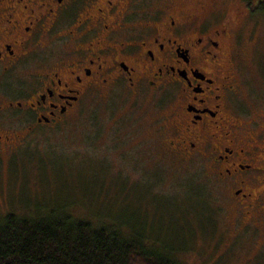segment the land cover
Here are the masks:
<instances>
[{
    "label": "flooded vegetation",
    "instance_id": "af4514ba",
    "mask_svg": "<svg viewBox=\"0 0 264 264\" xmlns=\"http://www.w3.org/2000/svg\"><path fill=\"white\" fill-rule=\"evenodd\" d=\"M221 1L0 0V113L19 107L29 132L55 130L91 89L148 92L168 111L170 151L209 164L242 223L262 226L264 116L244 113ZM19 72L23 100L8 88ZM25 136L0 119V155Z\"/></svg>",
    "mask_w": 264,
    "mask_h": 264
},
{
    "label": "rangeland",
    "instance_id": "374dc122",
    "mask_svg": "<svg viewBox=\"0 0 264 264\" xmlns=\"http://www.w3.org/2000/svg\"><path fill=\"white\" fill-rule=\"evenodd\" d=\"M185 1L193 7L198 0ZM260 1L222 0L215 7L220 21H230L244 113L259 117ZM27 84L19 72L8 88L23 100ZM167 114L148 92L136 96L123 84L91 89L80 112L55 130L29 132L33 116L19 107L3 111L1 121L26 136L0 155V219L64 211L96 225L120 226L183 264H264V224L257 226V216L242 223L245 217L209 164L170 151Z\"/></svg>",
    "mask_w": 264,
    "mask_h": 264
},
{
    "label": "trees",
    "instance_id": "16d2710c",
    "mask_svg": "<svg viewBox=\"0 0 264 264\" xmlns=\"http://www.w3.org/2000/svg\"><path fill=\"white\" fill-rule=\"evenodd\" d=\"M264 14V0L259 3ZM0 264H183L170 254L64 211L35 217L8 213L0 219Z\"/></svg>",
    "mask_w": 264,
    "mask_h": 264
}]
</instances>
